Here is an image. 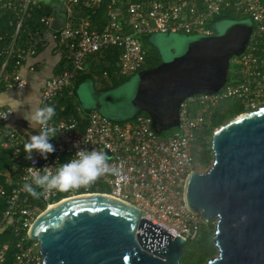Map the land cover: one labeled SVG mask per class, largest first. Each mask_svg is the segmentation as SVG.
Returning a JSON list of instances; mask_svg holds the SVG:
<instances>
[{
  "label": "built area",
  "instance_id": "1",
  "mask_svg": "<svg viewBox=\"0 0 264 264\" xmlns=\"http://www.w3.org/2000/svg\"><path fill=\"white\" fill-rule=\"evenodd\" d=\"M66 9L67 21L55 29L54 8L38 19L36 28L30 24L32 11L47 5L43 0H0V14L11 11L15 29L8 42H1L0 95L5 90L24 89L27 79L21 74L29 58L50 49L65 60L63 68L47 79L41 92L40 106H53L56 115L48 122L58 131L50 142L55 152L44 159L33 151V159H25L24 145L28 137L14 126L15 110L0 105V150L10 152L12 165L3 172L0 198V237L8 231L16 238L12 259H7L11 244H0V264H42L40 243L30 238L37 218L49 207L79 195H105L140 211L150 221L170 235L195 240L206 221L192 212L185 201V184L195 169L193 144L196 134L205 126L211 108L232 97H247L251 90L264 87V0H59ZM106 6V20L95 18ZM234 9L247 16L253 26L246 51L237 56L234 82L213 94H197L181 103L179 125L168 135L157 133L150 115L114 120L91 110L65 116L66 106L59 105L64 95L73 96L77 78L88 67V57L96 52L116 47L120 50L116 72L134 76L145 62L147 51L141 35L184 33L193 36L213 35L207 23L223 11ZM29 68L34 70V65ZM105 75H108L105 72ZM204 109L198 112L193 105ZM78 142V143H77ZM103 150L116 174L100 176L88 186L69 191L52 190L40 195L46 205L40 212L35 198L24 190L31 180L32 170L50 166L53 172L69 162L80 149ZM20 169V171H19ZM18 172L17 176H13ZM37 192L43 189L36 188ZM31 239L32 241H29Z\"/></svg>",
  "mask_w": 264,
  "mask_h": 264
},
{
  "label": "water",
  "instance_id": "2",
  "mask_svg": "<svg viewBox=\"0 0 264 264\" xmlns=\"http://www.w3.org/2000/svg\"><path fill=\"white\" fill-rule=\"evenodd\" d=\"M49 2L53 27L60 29L66 9L59 0ZM252 30L247 22L229 23L216 35L188 39L178 53L137 72L133 113L149 114L159 134L176 128L183 101L216 93L229 81L231 59L246 51ZM211 148L210 168L191 171L185 184L189 209L207 221L216 219L218 252L205 264H264V108L218 127ZM105 197L82 196L37 218L30 238L40 243L42 264L181 263L184 237Z\"/></svg>",
  "mask_w": 264,
  "mask_h": 264
},
{
  "label": "trees",
  "instance_id": "3",
  "mask_svg": "<svg viewBox=\"0 0 264 264\" xmlns=\"http://www.w3.org/2000/svg\"><path fill=\"white\" fill-rule=\"evenodd\" d=\"M132 1L133 2H143L145 0H132ZM50 11H51L50 5H45L41 9L35 8L32 11V14H31L32 17L29 19L30 24L37 22L38 19L40 18V16H42L46 13H50ZM106 12H107V7L104 6L101 9V11L99 12V14L96 15L95 18L100 19L101 23H102V21L104 22L106 20V18H105ZM12 18H14V14L11 11H3L0 14V38H2V41H1L2 43L5 41L8 42L11 38V35L14 32L15 24L11 23ZM248 19L249 18L247 16L243 15L240 11H236L234 9H229V10L223 11L222 13H220L217 16H214L209 21V23H207L206 27L213 29L214 35H216L218 33L217 24L219 22H222V21H229V22H245V21H247L248 22ZM33 25H34L33 27L36 28V23H34ZM152 35L153 34H146V35H141L139 37L141 42H142L143 47L147 51L146 62L144 64L143 68L144 67H154V65H150V66L148 65L149 64L148 63L149 62V50L153 46V43L151 40ZM262 46L264 48V41L262 43ZM119 54H120V50L118 48L111 47L107 50H103L100 52L93 53L88 57V62H89L87 65L88 67L86 68L85 71L81 72L80 75L78 76L74 95L73 96L64 95L61 99H59V105L64 104L66 106V110L64 112L65 116L77 115V112L75 111V109L73 107L72 101L75 100V95L77 94L80 85L84 81H86L88 79H92L93 81L105 82V80L111 78L112 80L114 79V84L120 85L121 83L126 82L127 80H129L131 78V76H123V75H120L116 72L115 63L119 57ZM3 61H4V59L0 58V66H1ZM64 64H65V60H62V62H60L58 64L57 69H56V73L61 71ZM233 68H234V66H233ZM105 72H107L108 75H105ZM234 81L235 80L232 79V74H231L229 77V81L227 83H231ZM230 99H233L235 101L240 100L237 97H232ZM227 101L228 100H225L219 104V106L222 105L221 106L222 110H219V111L213 110L211 115L207 116L205 126L203 127V129H201L200 131L197 132L196 140L194 141L193 148H192L193 154L195 157V161L198 160L201 163L208 164V163H210L211 158L214 159L213 151L211 148V142H212L214 130L216 128L222 126L225 123V120L230 121L232 119V116L236 113V112H233V110L231 112H224L227 110L224 107L227 105ZM89 111H91V110H86L85 112L87 113ZM138 114L148 115L146 112H135L130 117L131 118L136 117ZM173 131H174V128L171 129L170 131L164 132L163 135H168V134L172 133ZM200 143H202V145H203V148L201 151H199V148H198V145H200ZM212 162H213V160L211 161V164H212ZM12 163L13 162L11 159L10 152L0 150V181H5V177L3 176V172H5L7 168L11 167ZM19 171H20V169H19ZM17 174H18V172H14L13 176H17ZM4 207H5V203L0 198V211L4 210ZM45 207L46 206H43L42 209L39 211L40 212L44 211ZM213 221H214V219H211L210 221H208V223L206 225V230H204V232H202V230L200 231L198 238H201L203 243L199 244L197 246L196 252L193 256L194 257L193 264H204L209 259L214 257L218 252L217 246L213 240V235H214V232L216 229L215 225L213 224ZM197 239H195V240H197ZM6 241H8L11 244V247L9 249V255L7 257V259L10 261L12 259V253L16 249V246H15L16 238L11 234L10 231H8L6 235L0 237V244L4 243ZM29 241H32V240L29 239ZM185 249L186 248H184V252H183L181 262H183L184 260L188 261V259L193 258L190 254V251L185 250Z\"/></svg>",
  "mask_w": 264,
  "mask_h": 264
},
{
  "label": "rangeland",
  "instance_id": "4",
  "mask_svg": "<svg viewBox=\"0 0 264 264\" xmlns=\"http://www.w3.org/2000/svg\"><path fill=\"white\" fill-rule=\"evenodd\" d=\"M229 23L232 22L229 21L219 22L217 24L218 31L221 32V30L224 27H226ZM195 37L196 36L188 35L184 33H162V32L154 33L151 38L153 46L149 50L148 65L149 66L158 65L159 63L162 62L161 60L167 59L171 57L173 54L178 53L181 50L185 41H187L188 39H193ZM135 86H136L135 76H131V78L122 85L114 84V79L112 80L111 78L105 80V82L93 81L92 79H88L87 81L83 82L78 89L77 99L80 101V103H78L77 100L72 101L73 107L77 112V115L81 113L80 111L81 108H86L89 110L99 111L104 115H106L107 117L114 120L129 119L131 118L130 115L134 112L132 97L134 94ZM225 100L228 101H227V105L224 107L225 109L227 110L229 109V110L228 111L223 110V111L224 112H231L232 110L234 111L236 104L238 103L230 98ZM220 103H218L215 107H212L210 109L211 112L213 110L214 111L222 110L221 108L222 105L219 106ZM204 108L205 106L200 107L198 104L193 105V109H195L196 112H198L199 109H204ZM228 121L229 120H225V123H227ZM200 145H198L199 151H201L203 148L202 143H200ZM212 160L213 158H211L210 163L208 164L201 163L200 161L197 160L195 169L200 172H205L210 168ZM35 201L37 202L36 207L38 210H41L42 207L46 205L44 202L40 200V198H35ZM207 223L208 221L206 220L202 224L201 226L202 229H200V231L202 230V232H204V230H206ZM213 224L216 227V219H214ZM202 243L203 241L201 238H198L197 240L189 239L186 242L185 250L190 251V254L193 257L196 252L197 246ZM193 262H194V257L188 259V261L184 260L183 262H181V264H193Z\"/></svg>",
  "mask_w": 264,
  "mask_h": 264
},
{
  "label": "clouds",
  "instance_id": "5",
  "mask_svg": "<svg viewBox=\"0 0 264 264\" xmlns=\"http://www.w3.org/2000/svg\"><path fill=\"white\" fill-rule=\"evenodd\" d=\"M19 106H14V110ZM55 115L56 111L53 106H40V104L31 106L23 113L24 119L33 128H39V134L31 135L24 145L25 159L32 160L34 150L44 159L48 158V154L55 152L56 149L50 139L56 135L58 130L48 124ZM108 161L109 156L103 150L80 149L69 162L60 164L55 172L50 166H45L43 169L35 167L36 170L30 167L31 180L36 187L25 183L23 188L34 198H39L40 195L52 190L69 191L88 186L104 174L118 172V169L110 166ZM36 188L43 189V192H37Z\"/></svg>",
  "mask_w": 264,
  "mask_h": 264
},
{
  "label": "crops",
  "instance_id": "6",
  "mask_svg": "<svg viewBox=\"0 0 264 264\" xmlns=\"http://www.w3.org/2000/svg\"><path fill=\"white\" fill-rule=\"evenodd\" d=\"M43 1L51 6L50 0ZM62 60L60 54H55L50 49L42 50L38 55L29 58L26 62V66L22 67L20 70L21 74L27 79V86L24 89L5 90L0 95V105L11 106L13 108L16 105H20L15 110L13 124L28 138H30L31 135L39 134V128H33L30 123L24 119L23 113L29 110L31 106L41 103L42 88L47 79L56 73L57 66ZM30 65H34L35 69L31 70L29 68ZM77 96L78 92L75 95V100L80 103ZM86 110L89 109L81 108L80 111L84 113Z\"/></svg>",
  "mask_w": 264,
  "mask_h": 264
},
{
  "label": "flooded vegetation",
  "instance_id": "7",
  "mask_svg": "<svg viewBox=\"0 0 264 264\" xmlns=\"http://www.w3.org/2000/svg\"><path fill=\"white\" fill-rule=\"evenodd\" d=\"M219 32L220 31H218V33ZM236 58H237V56H234L231 59L229 77L232 74V79H234V76H235V67L233 68V66H234V62H235ZM148 68H152V67H144L141 70L148 69ZM123 83H125V82H123ZM123 83H121L120 85H122ZM238 99H240V100L236 101L238 104H236V107L233 111L236 113L232 116V119L239 116V115L245 114V113H249V112H253V111L263 109L264 108V87L260 91L251 90V92L248 94V96L246 98L241 97ZM35 152H37V151H35Z\"/></svg>",
  "mask_w": 264,
  "mask_h": 264
},
{
  "label": "bare ground",
  "instance_id": "8",
  "mask_svg": "<svg viewBox=\"0 0 264 264\" xmlns=\"http://www.w3.org/2000/svg\"><path fill=\"white\" fill-rule=\"evenodd\" d=\"M82 196H92V195H79V196H75V197H72V198L67 199V200H63V201H61V202L49 207L50 209H48L47 211L54 210L55 208L60 207V206H62L64 204H66V203H68V202H70V201H72V200H74L76 198L82 197ZM105 198H110V197H105Z\"/></svg>",
  "mask_w": 264,
  "mask_h": 264
}]
</instances>
